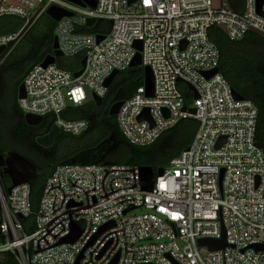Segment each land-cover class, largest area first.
Wrapping results in <instances>:
<instances>
[{"label":"built area","instance_id":"built-area-1","mask_svg":"<svg viewBox=\"0 0 264 264\" xmlns=\"http://www.w3.org/2000/svg\"><path fill=\"white\" fill-rule=\"evenodd\" d=\"M82 1L0 0V17L24 20L18 31L0 35V66L51 7L69 13L54 29L62 56L34 64L24 79L25 97L18 99L24 115L51 119L50 130L83 135L89 121L66 118V111L95 96L104 100L107 80L132 69L140 53L141 67L152 70L154 94L143 82L123 100L115 117L124 138L149 147L182 121L195 120L198 129L163 174L157 171L151 191L143 188V166L63 164L47 178L33 210L30 182L11 192L0 182V254L19 264H264L259 110L236 97L210 38L213 27L231 41L253 30L264 37V0H218V6L215 0ZM89 19L96 20L92 27ZM79 57L76 70L59 64ZM83 59V73L75 77ZM28 218L34 219L31 233L22 221ZM73 225L78 237L63 242ZM223 231L225 248L199 244L222 239Z\"/></svg>","mask_w":264,"mask_h":264},{"label":"trees","instance_id":"trees-1","mask_svg":"<svg viewBox=\"0 0 264 264\" xmlns=\"http://www.w3.org/2000/svg\"><path fill=\"white\" fill-rule=\"evenodd\" d=\"M23 23L24 20L16 16L0 17V35L18 31ZM56 25L57 21L50 17L48 35L38 40L31 39L27 33L21 42L24 43L25 49L14 56L20 44L2 64L3 69L9 72L6 79L10 77L16 82V86L13 104L9 107V115H7L9 129L6 134H0V149L5 154L17 152L36 167L37 176L30 181L33 210L39 207L47 178L59 165L130 164L152 167L156 174L191 144L198 129L197 121L185 120L167 131L152 146L131 145L122 135L116 117L109 115V109L114 103L131 98L136 89L143 85L144 68L135 67L118 74L109 87L101 107L90 101L91 103L88 102L92 109L90 113L84 110L88 103L81 108H69L66 111L64 114L66 118L89 121L90 129L86 133L81 136L61 133L51 148L39 146L36 139L43 134L31 131L30 126L27 125L25 115L18 105V89L34 64L54 54ZM210 38L221 53L219 66L221 74L236 93L253 101L258 107L257 141L264 150V37L249 33L241 41H231L219 27H213L210 30ZM81 57L71 61L61 59L59 64L64 69L76 70L79 68L78 60ZM5 85L2 80V91L5 90ZM1 114L3 112L0 110ZM6 178L9 188L11 181L9 176ZM22 221L27 232L31 233L34 219L28 218ZM0 264L19 263L13 255L3 253L0 254Z\"/></svg>","mask_w":264,"mask_h":264},{"label":"water","instance_id":"water-1","mask_svg":"<svg viewBox=\"0 0 264 264\" xmlns=\"http://www.w3.org/2000/svg\"><path fill=\"white\" fill-rule=\"evenodd\" d=\"M71 2L80 4L84 6V3L82 0H69ZM134 1V0H131ZM216 6H218V0H215ZM263 0H260V3H262ZM48 14L50 17H52L55 21H60L63 16L69 15V13L61 8H58L56 6H53L49 9ZM95 19H89L87 22V25L89 27H92L95 24ZM223 29L224 26H222ZM252 33H255L261 37H263L262 33L253 30ZM99 40L103 39V36L98 37ZM136 47L139 51L142 50V43L138 42L136 44ZM54 49V56H48L44 62L43 65L47 66L49 64H54L56 61V58L61 57L62 54L60 51H58V44L57 39L54 40L53 44ZM4 51V47L0 48V55ZM82 69L75 73V77H79L84 70V67L86 65V59H83L81 62ZM142 66V59L140 53L137 54L135 61L132 64V67H141ZM219 72V69L214 70L211 73H208L206 76L210 77L214 74H217ZM118 76V72H114L112 76L107 80L106 87L109 88L115 78ZM144 83L147 89V94L149 96H153L154 94V77L152 70L149 67H146L144 69ZM191 88V87H190ZM236 97L238 99H242L243 97L239 95L238 93H235ZM25 97V86L24 83H22L18 89V99ZM94 102L98 107H101L103 105V99L95 96ZM123 101H118L114 103L110 109H109V115L111 117H115L118 114V111L120 107L122 106ZM25 121L27 125L29 126H39L44 119L42 117L33 116L30 114H27L24 116ZM142 118H146V114L143 115ZM61 134L60 129L57 126H53L52 129L44 136H39L36 139V142L39 146L49 149L51 148L54 143L55 139ZM260 146V144H259ZM0 167L6 168V174L9 176L11 185L8 188V192H11L12 188L28 183L36 178L37 176V169L30 161H28L26 158H24L22 155H20L17 152H8L6 154V157L2 154V150L0 149ZM158 174H163V169L158 170ZM154 169L152 167H143L142 168V183L143 188L146 191H151L153 189V183H154ZM107 227L103 228L102 230H105ZM80 230L76 225H73V231L70 237L65 239L63 242H74L76 238L79 235ZM201 246H207L210 250H220L227 246L226 241V234L225 231H223V237L220 240H201L199 242ZM80 259V258H79ZM117 259L113 262V264H116ZM78 264V262H77Z\"/></svg>","mask_w":264,"mask_h":264},{"label":"rangeland","instance_id":"rangeland-1","mask_svg":"<svg viewBox=\"0 0 264 264\" xmlns=\"http://www.w3.org/2000/svg\"><path fill=\"white\" fill-rule=\"evenodd\" d=\"M50 21L49 14L43 15L36 23L31 26L28 30V35L33 40H38L41 37H45L49 33L48 23ZM25 49L24 43L20 45V47L14 52V56H17L21 50ZM3 61V57L0 59V62ZM67 61H71V59H67ZM8 70H4L2 65L0 66V110L3 114L0 115V134H6L9 129V125L7 124V115H9V107L13 104V95L16 86V82H14L10 77H7ZM2 80L5 82V90L2 91ZM91 103V102H90ZM90 103L87 104V107L84 110L87 113L92 112L90 108ZM83 109V108H82ZM6 116V117H5ZM42 136V135H40ZM6 170L0 167V182L5 191H7L8 183ZM1 220V218H0Z\"/></svg>","mask_w":264,"mask_h":264},{"label":"flooded vegetation","instance_id":"flooded-vegetation-1","mask_svg":"<svg viewBox=\"0 0 264 264\" xmlns=\"http://www.w3.org/2000/svg\"><path fill=\"white\" fill-rule=\"evenodd\" d=\"M51 125H52L51 119H44V121L39 126H30V130L37 132L38 134H43L42 136H44L47 133H49ZM2 154L6 157L5 153ZM3 169L6 170V168Z\"/></svg>","mask_w":264,"mask_h":264}]
</instances>
